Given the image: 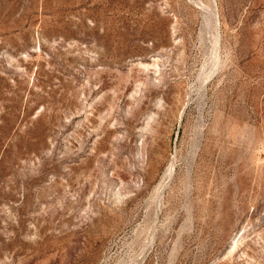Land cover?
Listing matches in <instances>:
<instances>
[{"label":"rangeland","instance_id":"1","mask_svg":"<svg viewBox=\"0 0 264 264\" xmlns=\"http://www.w3.org/2000/svg\"><path fill=\"white\" fill-rule=\"evenodd\" d=\"M0 264H264V0H0Z\"/></svg>","mask_w":264,"mask_h":264},{"label":"bare ground","instance_id":"2","mask_svg":"<svg viewBox=\"0 0 264 264\" xmlns=\"http://www.w3.org/2000/svg\"><path fill=\"white\" fill-rule=\"evenodd\" d=\"M216 42H218V36L216 37ZM172 173H173V170L170 169V170H169V174H168V176H167V179H170V177L172 176Z\"/></svg>","mask_w":264,"mask_h":264}]
</instances>
